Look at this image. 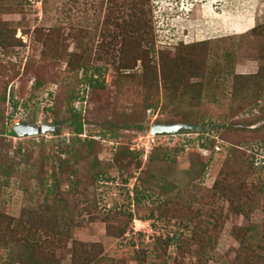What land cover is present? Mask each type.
I'll list each match as a JSON object with an SVG mask.
<instances>
[{
	"label": "rangeland",
	"instance_id": "374dc122",
	"mask_svg": "<svg viewBox=\"0 0 264 264\" xmlns=\"http://www.w3.org/2000/svg\"><path fill=\"white\" fill-rule=\"evenodd\" d=\"M37 1L0 0V264H264V0Z\"/></svg>",
	"mask_w": 264,
	"mask_h": 264
},
{
	"label": "trees",
	"instance_id": "16d2710c",
	"mask_svg": "<svg viewBox=\"0 0 264 264\" xmlns=\"http://www.w3.org/2000/svg\"><path fill=\"white\" fill-rule=\"evenodd\" d=\"M35 3H38V1L35 0ZM253 31H255V29ZM50 40H51V42H50ZM2 41L7 42L8 45H10V43H11L12 46H15V45L18 46V45L21 44V42L19 40L15 39L14 33H13L12 40H10V38L8 36V38L7 37L6 38L5 37H2L1 38L0 43L1 44H4ZM47 43L48 44H51L52 43V37H50V38L47 39ZM96 73L98 74V72H96ZM94 83H97V82L93 81V79L91 78V80L89 82V85L92 86V87H96L97 84H94ZM11 99L13 100V98H11ZM3 101H4L3 103H5L6 97L3 98ZM12 103H13V105H15L14 108H16L17 106L14 103V100L12 101ZM68 125H69L70 128H72L74 135L78 139H80V136H82L84 134V132L86 131L84 129V124L82 123L81 117H80V115L78 113H75V112L74 113L73 112L71 113V115H70V121H69V124ZM52 127L57 128L58 127L57 126V123H54ZM184 131L189 132L190 130L189 129H184L183 132ZM9 133H10V136L11 137H14V138H17L18 137L17 134L14 131H9ZM59 133H60V130L56 131L54 134L55 135H58ZM86 139H87V137L84 140H86ZM94 142L95 141L93 139H91V141H89L90 144H94ZM205 147H206V145H202V148H205ZM54 186L52 187L54 189L49 193L50 195H53L58 190V188H59L57 185H54ZM53 226H54V224H52L50 227H46L45 230H44L45 231V234L47 233V235L51 236V238L49 239V241H51V242H53V240L56 239L54 237V236H56V232L54 231V228H56V227H53ZM30 227L33 229V226L32 225H30ZM62 235L64 236V233H62L60 236H62ZM16 244H18V247L17 248H19V250L22 249V251L17 256L10 255L8 257L9 260L12 263H13V261H15V262H18V264H39L38 262H34L33 261L34 255L32 253L35 252V250L33 248V244H34V240L33 239H31V240L28 239V240L24 241L22 247L20 246L19 243H16ZM49 244L51 245L50 242H49ZM73 255L76 258V254L74 253ZM251 259L253 260L254 257H248V253H245V256L243 257V260L242 261L245 263V260H247V262H248ZM247 262H246V264H247ZM44 264H59V263H57L55 260L50 259V260H45Z\"/></svg>",
	"mask_w": 264,
	"mask_h": 264
},
{
	"label": "water",
	"instance_id": "95a60500",
	"mask_svg": "<svg viewBox=\"0 0 264 264\" xmlns=\"http://www.w3.org/2000/svg\"><path fill=\"white\" fill-rule=\"evenodd\" d=\"M188 129L185 125H154L151 128V134L153 136L155 135H163V134H176L179 133L181 130ZM48 131L55 132L56 128L52 126L42 125L41 127H38L35 129L33 126H25L22 125L20 127L15 128V133L18 137H26V136H32V135H39L42 133H47Z\"/></svg>",
	"mask_w": 264,
	"mask_h": 264
},
{
	"label": "clouds",
	"instance_id": "9594fccd",
	"mask_svg": "<svg viewBox=\"0 0 264 264\" xmlns=\"http://www.w3.org/2000/svg\"><path fill=\"white\" fill-rule=\"evenodd\" d=\"M83 137V136H82Z\"/></svg>",
	"mask_w": 264,
	"mask_h": 264
}]
</instances>
